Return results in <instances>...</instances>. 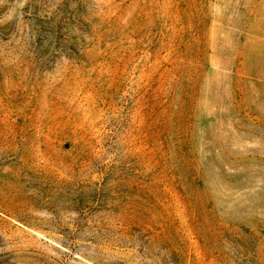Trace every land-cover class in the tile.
<instances>
[{"label": "rangeland", "instance_id": "rangeland-1", "mask_svg": "<svg viewBox=\"0 0 264 264\" xmlns=\"http://www.w3.org/2000/svg\"><path fill=\"white\" fill-rule=\"evenodd\" d=\"M0 264H264V0H0Z\"/></svg>", "mask_w": 264, "mask_h": 264}]
</instances>
